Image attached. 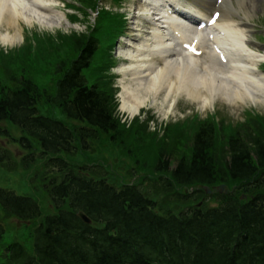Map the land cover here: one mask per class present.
Masks as SVG:
<instances>
[{
	"label": "trees",
	"instance_id": "obj_1",
	"mask_svg": "<svg viewBox=\"0 0 264 264\" xmlns=\"http://www.w3.org/2000/svg\"><path fill=\"white\" fill-rule=\"evenodd\" d=\"M104 36L86 34L63 44L64 39L34 35L39 54L46 45L55 50L68 47L71 52L69 59L57 64L54 86L42 88L32 77L21 78L16 86L0 84V136L28 151L26 165L39 155L49 156L50 166L61 177L48 183L55 213L32 233V253L19 242L1 245L5 231L0 224V264H264V128L260 127L264 120L236 127L243 130V138V132L236 131L219 147L215 124H202L192 143H184L186 149L174 167L168 152L159 148L154 172L162 174L160 183L168 197L174 192L176 203L184 206L164 214L155 211L156 203L139 184L113 185L105 175L90 176L85 167L63 157L90 151L91 142L101 137L113 145H132L123 142L115 94L85 75L102 51L101 44L113 43H104ZM53 108L65 119L52 114ZM4 122L19 129L20 137L13 138ZM138 127L145 131L146 126ZM11 156L1 145L0 163H9ZM217 183H227L233 190L216 207L185 205L190 201L185 188ZM0 205L24 219L40 213L33 198L4 188ZM79 210L101 229H90L78 218Z\"/></svg>",
	"mask_w": 264,
	"mask_h": 264
},
{
	"label": "rangeland",
	"instance_id": "obj_2",
	"mask_svg": "<svg viewBox=\"0 0 264 264\" xmlns=\"http://www.w3.org/2000/svg\"><path fill=\"white\" fill-rule=\"evenodd\" d=\"M115 1L118 0H53L51 1L53 3L52 10L61 13L62 27H49L42 23H34V27L32 28L22 23L24 38L19 44L7 47L0 41V48L4 46L1 48L4 52H8V49H13L7 56L0 55V84L8 87L16 86L20 83L19 81L21 78L32 77L42 88L45 87L49 89L52 88L56 82L57 64L61 63L64 58H68L71 52L68 50V47L64 50L60 48L55 50L54 46L49 47L46 45L41 48V54H39L35 46L34 35L31 36L33 33L28 34L26 32H29L31 29H36L38 30L36 31L38 34H52L61 30L62 32L60 33L62 34H58L55 38H59V40L64 39L63 44L66 43V40L67 42L72 41L75 43L78 38L84 37L86 34H98L103 37L107 35V39L104 40V43L108 44L109 42H113L108 46L101 44L102 51L96 56L90 69H87L86 75L89 73V77L93 81L106 82L103 76L107 78L106 86L108 90H112L115 97L119 100L117 112L124 125L125 135L123 142L132 143V145H113L108 139H106L105 142L104 137H101L99 140H93L91 142L90 151H81L79 154L76 153L75 155H64L63 157L65 159L73 164L87 163L98 165L100 168L99 171L102 173L106 172L113 183H121L119 179H131L130 181L139 180L144 185L150 184V186H152L156 184V178L154 176H157V174L154 172V163L159 148L163 147L165 152L173 154L174 158L177 160L181 156V152L183 151L182 148L186 149L184 143L187 144V142L185 141L189 140L192 136L191 131L182 132L178 129H174L168 132V134L159 141L158 137L152 136L153 128H156L158 124L183 120L190 115H197V119L203 121L216 114L213 119H210L212 120L211 124L215 123V130L217 133L215 141L216 145L219 147L221 145L224 146L225 143H227L226 139L230 135H235L236 131L243 132V130H239L236 127L243 126L250 120H264V103L261 102L253 103L248 101L244 106H233L224 101H216L212 108L204 110L199 108L198 102H192L184 95L178 97L177 103L172 108L173 110L170 108L169 103L163 107L159 102L152 103V99L145 107L140 108V112L137 114L132 115L128 111L122 109L119 97L121 86L118 72L121 71L120 66L123 62V58L121 59L120 54H122L126 45L130 43L128 36L129 38L133 37L137 35L138 32L145 35L143 31L147 29L143 27L142 29L134 25L135 21H133V17L136 15V12L132 8L130 9V5L134 3V5L137 6L138 2L136 0H124V7H126L125 9L127 10L125 14L127 15L126 18L125 15L121 13L118 15V11H115L113 6ZM247 1L250 2V4L247 3V5H249L248 11H250L251 16V27L259 29L255 33L262 34L264 33V0H246L245 2ZM71 2L73 3V8L68 10L66 5L69 8V3ZM80 2H83V6ZM234 4L235 6L237 5L235 0ZM95 7L96 9L94 11L89 9ZM52 10L46 12L51 14L53 13ZM243 14L244 12H241V15ZM122 17L125 18V20L121 21L120 19ZM127 17L130 25L127 21ZM77 19L79 20L75 22ZM105 23L109 24L108 29L104 27ZM121 24H123L124 28L129 30V33H127L126 30L125 35L123 33L124 36L119 38L120 40L116 42L119 31L123 28ZM134 27H136L137 31L132 30ZM3 29L5 28L0 29V31H5ZM25 29L26 31H24ZM65 36L67 39L64 38ZM252 39L264 42L259 38V34L252 37ZM24 46L27 48L26 50ZM253 46L255 45L253 44ZM113 47L115 48L114 53H112ZM257 48L260 49L259 47ZM111 63L115 66L110 70L109 66ZM168 108L171 109V111H169ZM43 110H45V108H43ZM52 110V114L58 117L61 116L56 108ZM150 116H153L154 120L145 128V131H141L138 127L140 123L139 120L145 123V119ZM62 118L65 119L64 115ZM2 126L9 129L10 135L13 138H17L21 135L19 129L9 125L7 122H4ZM260 127L264 128L263 125ZM194 133L195 132H193V135ZM138 134L142 135L140 139L139 136H137ZM243 134L244 132L240 133L241 138H243ZM134 142L135 144H133ZM1 145L7 147L12 156L9 163L0 164V185L18 191L20 190L32 194L33 196L36 195L41 204H43V206H41L44 214L53 212L54 208L50 204V196L45 188H42V178L47 172V167H45L46 161L39 160L35 166L32 165L28 168L23 160L27 153L25 149H22L19 144L3 136H0V146ZM152 195L154 196L153 199L158 202L157 198L160 197L159 190H154ZM0 221L5 223L7 228H9V238H16L25 245L31 242L30 237L32 231L39 222V220H37L32 229L24 228L16 218L12 219L4 216L1 208Z\"/></svg>",
	"mask_w": 264,
	"mask_h": 264
},
{
	"label": "bare ground",
	"instance_id": "obj_3",
	"mask_svg": "<svg viewBox=\"0 0 264 264\" xmlns=\"http://www.w3.org/2000/svg\"><path fill=\"white\" fill-rule=\"evenodd\" d=\"M51 1L0 0V29L5 28L0 31L2 44L14 46L23 40L22 23L32 28L34 23L62 27L61 13L52 10ZM173 1L149 0L150 3L141 2L140 9H135L139 20L148 18L150 27L145 38L131 41L123 50L128 60L123 59L119 72L121 108L134 115L152 99V103L159 102L163 107L169 103L172 109L181 95L198 102L204 110L212 108L216 101L233 106H244L248 101L264 103V72L255 68L259 61H264V52L251 46L250 13L239 14L245 1L237 0L240 10L233 0H223L218 5L221 15L215 30L210 32L213 38L199 40L205 53L198 57L191 56L183 47L198 37L190 35L191 25L172 15L169 4L173 5ZM152 8L159 10L163 21L148 17L147 11ZM235 9L240 19L233 17ZM48 10L53 13H46ZM60 32L39 37L47 40ZM217 54L224 55L226 61H220Z\"/></svg>",
	"mask_w": 264,
	"mask_h": 264
},
{
	"label": "water",
	"instance_id": "obj_4",
	"mask_svg": "<svg viewBox=\"0 0 264 264\" xmlns=\"http://www.w3.org/2000/svg\"><path fill=\"white\" fill-rule=\"evenodd\" d=\"M224 188H225V185H221L220 189L223 190ZM208 191H210V190L208 189ZM79 214H80V213H79ZM80 216H83V217L86 219V217H85L84 214H80Z\"/></svg>",
	"mask_w": 264,
	"mask_h": 264
},
{
	"label": "snow or ice",
	"instance_id": "obj_5",
	"mask_svg": "<svg viewBox=\"0 0 264 264\" xmlns=\"http://www.w3.org/2000/svg\"><path fill=\"white\" fill-rule=\"evenodd\" d=\"M213 22H214V20H213Z\"/></svg>",
	"mask_w": 264,
	"mask_h": 264
}]
</instances>
